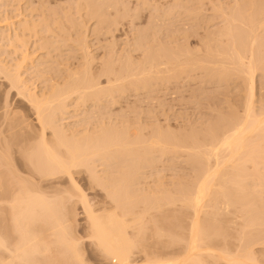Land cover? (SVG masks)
I'll list each match as a JSON object with an SVG mask.
<instances>
[{
    "label": "bare ground",
    "instance_id": "1",
    "mask_svg": "<svg viewBox=\"0 0 264 264\" xmlns=\"http://www.w3.org/2000/svg\"><path fill=\"white\" fill-rule=\"evenodd\" d=\"M88 1H90V0H88ZM105 1H107V0H105ZM92 2L97 3L98 1L92 0ZM179 2H181V1H179ZM262 2H263V0H262ZM262 2L260 1V3H262ZM109 3L112 4L111 1ZM175 3H177V2L175 1ZM91 4L89 5L90 6L89 10L94 3L92 5ZM102 4H104V3L102 2ZM83 5L85 6L86 4H83ZM95 5H93V7L91 8L90 11L94 10ZM233 5L234 4H232V6ZM237 5H239V4H237ZM84 6H82L83 9L84 10H85V8L87 9V7H86L87 5L85 7ZM101 6H103V5L99 4V6L96 7V10L98 7L101 8ZM256 6H257V4H255V7ZM108 7H107V9H109ZM110 7H114V6L111 5ZM183 7H185V5ZM220 7H221V5H220ZM250 7H248V9ZM259 7H260V5H259ZM78 8H79L78 10H80V11L82 10V9H80L81 7H78ZM103 8H104V6H103ZM229 8H231V7H229ZM258 8H256L257 11H261V10H258ZM263 8H264V6H263ZM102 10L103 9H101V11ZM103 11L101 13H99V15L100 14L102 15V17H100V20H102V19L106 20V17H104L105 19L103 18V16H104ZM228 11H229V9H228ZM231 11H233V10H231ZM104 12H106V11H104ZM199 12H201V11H199ZM89 13L93 14V15L94 14L97 15V12L92 13V12L88 11L87 14H89ZM191 13H193V12H191ZM238 13H240L239 10H238ZM164 14L166 16V13H164ZM221 14L223 15V13H221ZM96 15H94L95 17L94 16H92V17L97 18ZM224 15H225V13H224ZM241 15H240V17H241ZM246 15H247V13H246ZM85 16H86V14H85ZM256 16H257V14H256ZM262 16H260V17H262ZM244 17H246V16H244ZM255 17L253 16V18H255ZM226 18H227V16L225 17V20H226ZM243 18H241L242 20H240V18H239L240 22L243 21ZM117 19H118V17H117ZM151 19H153V18L151 17ZM232 19H233V17H232ZM232 19H229V21ZM256 19H258V18H256ZM97 20L99 21V19H97ZM234 20L238 21V19L236 20V18ZM244 20H245V18H244ZM251 20H252V17H251ZM40 21L42 22L43 20H40ZM114 21L116 22V19ZM152 21H154V20H152ZM245 21H247V20H245ZM43 22H46V24H47L46 19ZM74 22H75V20H74ZM103 22L104 21H102V23ZM248 22H249V20H248ZM258 22L259 21H257V23ZM261 22H259V23H261ZM24 23H25V25L21 26V28H20L21 30H19V31H21L20 33H23V32L26 33L29 31L31 32V30L32 31L35 30L33 28H35L38 24L40 26L44 25V24L42 25V23L40 24L38 22H37L38 24L35 22V25H34V22H33V23H31L32 24V28H31V26L28 25L29 24L28 20H26V22H24ZM83 23L84 22H82V24L80 23V24H75V25H77V27H79L80 25L83 26L85 24V23L84 24ZM99 23H101V21ZM111 23H113V22H111ZM259 23L256 24V26L260 25V27H261L262 23L261 24H259ZM48 24H49V21H48ZM113 24L115 25V23H113ZM230 24H233V23H230ZM236 24H237V22H236ZM33 25H34V27H33ZM50 25L52 26L53 24L50 23ZM3 26L4 25H1V27H3ZM40 26H37L36 34H38V32H37L38 27H40ZM46 26H48V25H46ZM51 26H50V28H52ZM98 26H101V25L98 24ZM234 26L235 25L233 24V27ZM256 26H254V25L251 26V28L252 27H254V28H252V31L249 30L250 33L248 36H245V37L251 39V41H250L251 43L249 42L250 43L249 48L246 47V46H248V44H246V39H245V43H244L243 42L244 38L240 37L241 38V39L239 38L240 41L244 43V44L241 43L242 44L241 47L244 48V49L241 48L242 49L241 51H243V52L239 51L240 48L238 49V51H237V49L235 50L232 48V52L237 51L236 52L237 54L235 53L236 54L235 55L231 52V50H229L232 53V55L235 56L234 59L237 58L235 67L237 66V71H241L238 73L243 74L241 76L246 77V80L245 79L244 80L247 83V85L246 84L245 85L247 86L246 88H248V92H247V97H246L247 99H245V103L243 106V111L241 110L242 112H240L239 108H238V114H234L232 117L230 116L229 118L222 116V118L220 120H218V122L214 123L210 127H207L205 125L207 128H205L202 131L191 132V133L185 132V134L186 133H189V134L182 135V136L178 135V137L174 136V135L173 136L168 135V134H170L169 132L172 133L173 130L167 131L168 134L165 132L166 134L163 133V135L158 132L156 135H153V133H152V136L149 137L148 139H146L144 136H142L143 133L141 132V130H138L139 132L136 131V133L131 132L130 129L132 130L133 127L131 128L130 127L131 125L130 126L128 125L130 127L129 128L126 125V123H125V125L127 126V128L124 125L123 126L124 128L121 127L123 129L118 128V126L116 128L115 125H117V124H115L113 126L114 123L111 125L113 127H110V126L106 125L105 123H104L105 124L104 125L102 123L103 124V125L101 124L102 129L100 127L99 131L95 130V131L87 132V130H84L85 129L84 127H83L84 129L81 127L84 130V133H82V132H79L80 130L77 131V128H74V130H73V128H71L70 126H69V128L71 130H67V129L65 130V126L63 127V124H62L63 120L60 122V119H62L60 117L63 115L66 116L70 112L71 107H73L74 103H76L75 105H77V107H78V105L80 106L81 103L86 104L87 101H91V100L92 101L94 100L93 102L99 101L102 97H104L103 96L104 93L110 94L112 92H114V93L117 92V94H118L120 92V95L122 93L125 94L126 89L124 90V88H126L127 86L131 87L133 89L141 86V87H143V89L146 90V87H148L151 84V81H154L155 77H156L155 78L156 81L159 79L157 76L160 75V69H159L160 66H158V65H160L159 61L160 62L162 61V60L158 59V58H160L159 53H158V56L156 53H153L151 58H149L150 56L149 57L147 56L146 59L151 60V62L148 61V63L151 64L150 68L147 66L148 64H146V66L149 68V72L147 71L146 68H144V67H146V66H143L144 62L142 64L143 67L142 66L138 67L139 65H137V67L139 69L141 68L142 70L138 69L139 72H136L138 70L135 69L136 64L133 63L134 61L132 63L130 61V64L126 63L127 65H125V63L123 65L121 64L122 67L125 65L124 68L122 69V67H121V70H120V68L118 70H116L117 67H116V69H114V66L110 61H109V64L111 63L112 65L110 64V66H109L108 62L106 61L107 59H106L105 60L106 62L104 61L106 63V64L104 63L106 66L105 68L108 69V67H110L107 71H105L108 74L107 73H106L107 75L103 74L106 76L109 75L108 79H107L106 87L103 85V83H101L102 84L101 85L98 81V79H100L101 76L98 75L99 76V78H98L94 74H93L94 75L93 77H91L90 74H86L87 71L88 72L91 71L90 67L87 68V66H89L88 65L89 62H87L88 63L87 65H86V63H84V64L86 65V68L90 69V70H87L86 68H84L83 71L78 70V71H75V73H74V71L72 73V70H70L71 71L70 74H68V72H66L68 74L67 76H69V77L67 79H65L66 81L64 80L65 83L63 82L64 83V84L62 83L63 85H61V86L59 84H57V86L53 85L52 87H49L50 88L49 90L43 89V90H41L42 92L40 91V93H38L39 91L36 92L35 88H30L31 83H30V86L28 85L29 82L26 81L25 77L23 76L24 74H21V73H23V72H21L23 70L22 68H25L28 65V68L30 70L31 68L29 67V65L32 66L33 67L32 69H34V72L35 71L39 72V73H37L38 76H37V74H35L36 77H39L40 73L42 72L41 73V76H42L41 79H42L44 76L43 72L46 71V74H47V71L50 70L49 69L50 66H48V68H46L48 70H44V68H45L44 66L46 65L45 63L47 62V64H48L49 61H46L47 59H42L43 57L41 56V58L38 57V59L34 60V62H30L31 54H29L28 50L26 49V47L28 46L27 45L28 43L26 44V42H27L26 38H25V40L23 39V41H22L21 40L22 35L16 33L15 35H17V38H16V36L15 37L13 36L14 38L12 37L13 39L11 38L12 39L11 40L10 36H9V38H7L8 36L6 37V34L5 33L3 34V32H2V34H0L1 40L2 39L6 40V38H7V39H9L8 41H10V42L12 41L11 44L14 41L16 44L21 42L20 43L21 48L18 47L20 49H18L17 45L15 43H13L14 48H17L18 51L19 50L21 51V55H20V58L13 59V61H14L13 65L15 67H13V65H12V66H10V68L12 67L14 69V71H11V72L7 71L6 68L9 66H7V64L6 65L3 64V66H2L1 65L2 63L0 62V66H1L0 67V74L2 72L4 73V71L7 72V75L4 73V77L6 76L8 78V81H10L9 82V83H11L10 87L16 88V90H18L17 93L20 96L25 97V99L28 100V102H30L33 110H35V114H37V119L41 125L42 134H41V136H39L40 137L39 140L37 142H35V145H34L35 140H33L31 144H29L27 146L25 145L26 147H23V146L20 147V145H22V143L18 142L19 137H20L21 133L23 132L22 129H25V127L23 128V126H28V124L26 122H23V125H22V122H20L21 124H18L19 120L18 121L16 120L17 122H15V120H14V122L16 124L15 123H13V125L11 124V126H10L12 129L11 133L7 130V135H9V136L11 135V137L8 139L7 136H5V138H3L1 136L2 142H0V264H55V263H53L54 261L52 262V259L57 257V256L52 257V253L55 250H56L57 254H59L63 258V259L61 258V260L66 261L63 263H62V261H57L58 262L57 264H59V262H61L62 264H65V263L66 264H86V260H85L86 257L84 259L85 255L82 254V250H81L82 249L81 241L79 238H77L78 236H77V233L75 230V229H77L76 228V226H77L76 222L77 221H76V217L74 214L76 211L74 210L75 208H73L74 212H73L72 208H70L73 206L72 204H70V206H69V201H72V198H71V200L69 198V201L67 204L65 203L66 201L62 202L63 200H67L68 197H70L72 195H70L66 198L65 197L66 195L64 196V194H66V193L61 192L64 194L60 198L59 196H57V194H55L56 196L53 195L54 197L57 198V201H55L56 198L53 197L54 199H49V198H52V196L47 197V194H44V192H42V190H40L38 188L39 184L41 183V181H43V179L52 178V180H53L57 176H63V177H65V179L67 178V180L71 183V185H73L72 187H74V189H76V192L78 194H80V198L78 200L79 201L81 200L83 203V204L82 203L81 204L83 205L84 213L86 215V220H87V223H86L87 227L86 228H87V233H88V235H87L88 239L90 240L91 247L93 246L94 250L97 252V254H99L100 257H102V259L103 258L105 259L106 264H264V255L261 254L263 257L259 256L258 254H260V252L258 251L259 253H257L255 251V249H257V247L255 248V246H264V199H262V195H263L264 191L262 192L260 189L261 187H264V173L262 172V171H264V104H262V103H264V101H262V103L260 101V103L262 105L259 103L260 108L257 109V107L255 106L256 103L254 100L256 98L255 97V94H256V92H255V81H256L255 80V73H256V70L258 69V68H256V66H258L257 62L260 63L262 57H261V59L254 60V58H255L254 45L259 43V41H258V37L253 35V33L254 32L257 33L256 29L260 30V27L255 28ZM40 28H39V30H44V31L46 29V28L45 29H43V28L40 29ZM74 28H76V26ZM159 28H161V27H159ZM247 28L249 29V27H247ZM247 28H246V30H247ZM49 29L47 27V32ZM63 29H64V27H63ZM222 29L224 30V28H221V31H223ZM226 29H228V30H226ZM226 29H225L226 31H224V32L226 33L228 31L229 32L228 34L230 35V33H232V29H231V31H229V28H227V27H226ZM233 29L235 30V28H233ZM50 30H51L50 32H52L53 28ZM175 30H177V29H175ZM175 30H174V32H175ZM241 30L245 31L243 29H241ZM64 31H65V29H64ZM30 32L28 34H30ZM33 32H31V33H33ZM166 32H164V33L166 34ZM225 33L222 32V34H225ZM237 33H238V31H237ZM26 34H23L22 37L26 36ZM141 34H140V36H141ZM222 34H221V36H222ZM233 34L235 35V33H233ZM242 34L243 33L240 32L239 35L242 36ZM245 34H247V33H244V35ZM82 35L83 34H81V36ZM216 35H217V33H216ZM232 35H230V36H232ZM78 36H79V34H78ZM173 36H174V34H173ZM218 36H219V34H218ZM238 36H234V39L237 38ZM208 37L209 36H207V38ZM79 38H81V37L79 36ZM142 38H144V37H141V39ZM155 38H156V36H155ZM169 38H170V36H169ZM226 38L228 39V37H226ZM16 40L18 42H16ZM83 40H84V42L85 41L87 42L86 38H84V37H83ZM262 40H264V39L262 38ZM144 41L145 40H143V42ZM158 41H156V42H158ZM231 41H232L231 42L232 44L235 43V42L233 43L234 40H231ZM84 42H81L82 45L84 44ZM86 42L83 45L85 50H84V48H82V50H84V51H86V48L89 46V44H87ZM145 42H147V41H145ZM156 42L153 45H155V46H156V44L158 45V43H156ZM160 42H162L161 39H160ZM236 42H238V44H239V40L238 41L236 40ZM138 43H139V41H138ZM225 43H227V42H225ZM231 43H229V44L227 43V44L230 45ZM8 44H10V43L8 42ZM145 44L146 43H144V45ZM227 44H226V46H227ZM259 44H261V43H259ZM259 44L257 45L258 47H259ZM85 45L86 46L88 45V46L85 47ZM110 45H111L110 48L114 47V46H112V44H110ZM164 45H166V44H164ZM220 45H222V44H220ZM234 45L230 46V49ZM237 45H235V48L237 47ZM239 45H238V47H240ZM80 46H81V44H80ZM90 46H91V43H90ZM150 46H152V45H150ZM160 46H162V45H160ZM204 46H205V44H204ZM134 47L137 48L136 46H133V48ZM163 47L164 46H162V48H160V47L159 48L163 49ZM166 47H164V48H166ZM184 47H186V46H184ZM206 47L207 46H205L204 48H206ZM78 48H80V47H78ZM89 48L87 49L88 51H90ZM138 48H140V47H138ZM210 48L211 47H208V49H210ZM259 48L261 49V47H259ZM154 49L151 48L150 50H154ZM189 49H191V48H189ZM221 49H222V47H221ZM227 49H229V48L227 47L226 50ZM14 50H16V49H14ZM82 50H81V52H82ZM114 50L115 49H113V51ZM168 50H171V49H168ZM183 50L182 51L178 50V52L184 53ZM193 50H195V49H193ZM262 50H263V48H262ZM55 51H57V50H55ZM145 51L147 52V50H145ZM15 52L17 53V50ZM215 52H216V49H215ZM227 52L224 51V53H226V54H227ZM247 52H249L248 55L249 54L251 55V56H249L250 60H247V57H246ZM87 53L84 52V56H85V54L87 55V56H85V59L89 57V53L88 54ZM188 53H187V55H188ZM205 53H206V51H205ZM210 53H212V52H210ZM220 53H223V52H220ZM224 53H223V55H226ZM154 54H155V56H154ZM219 54H218V56H219ZM253 54H254V56H253ZM90 55H92V54H90ZM124 55H125V53H124ZM166 55L169 56L170 53H168ZM171 55H172V52H171ZM257 55H259V54H257ZM131 56H132V54H131ZM144 56L142 57V59L145 58ZM195 56H191V58L194 57L196 59ZM211 56H212V54H211ZM90 57L93 58V55ZM119 57H118V59H119ZM171 57L172 58L169 59L170 62L168 61L164 65H166V64L168 65V63H170L173 66L170 65V67H169V65H168L167 66L168 69H167V67H163V68L167 69L166 72L168 73V75L169 74L170 75H177L181 71L183 73L188 67L193 69V67L197 66V65L194 66V64H191V63H190L191 65L187 64L184 66L183 64H181L182 66L181 65L179 66V61L177 59L179 56H177V54H175L174 51H173V55ZM180 57H179V60H180ZM219 57L222 58V56H219ZM92 58L91 59L88 58V59H90V60L95 59V58H93V59ZM185 58H187V57H185ZM223 58L225 59L226 56ZM228 58L229 57H227V59ZM125 59H126V56L123 60L124 62H125ZM167 59H166V61H167ZM224 59L223 60L220 59V60H222L224 62ZM234 59L232 58L233 61H234ZM43 60H45L44 61L45 63L43 62ZM108 60H111V57ZM113 60H114V58H113ZM129 60H131V59H129ZM139 60H141V59H139ZM157 60H158V64H157V66H155ZM172 60H174V61H172ZM191 60H193V59H191ZM198 60H197V63H200V62H198ZM206 60H207V58H206ZM211 60H213V59L211 58ZM245 60L247 62H245ZM177 61H178V63H177ZM222 61H219V62L221 63ZM230 61L231 60H229V62L227 61V63L231 64ZM42 62L45 65L43 64L41 66ZM63 62H64V60H63ZM193 62H195V61H193ZM91 63H92V61H91ZM113 63H115V62H113ZM182 63H183V59H182ZM61 64H65V63H61ZM66 64H68V63H66ZM107 64H108V66H107ZM203 64H204V62H203ZM212 64H214V63H212ZM217 64L215 63L214 65H217ZM152 65L154 66L153 68H152ZM223 66H227V64L223 65ZM229 66H231V68L233 67L232 65H229ZM46 67H47V65H46ZM61 67H60V69H61ZM156 67H158L159 70ZM171 67H173V68H171ZM208 67L210 68V66H208ZM217 67H219V66H216V68ZM239 67L241 68L240 70H238ZM10 68H8V69L11 70L12 68L11 69ZM42 68H43V70H42ZM65 68H67V67H64V69ZM195 68H197V67H195ZM203 68H204V66H203ZM52 69L54 70V67ZM111 69L114 70V72L112 71L113 74L114 73L117 74L119 72H122V73L119 75L118 74L113 75V74H111ZM25 70H27V69H25ZM104 70H106V69H104V66H103V70H102L103 73H104ZM153 70H155V71L153 72ZM162 70H164V69H162ZM218 71H221V70H218ZM222 71H225V68ZM231 71L234 72L235 70L234 71L231 70ZM27 72H28V70H27ZM78 72H80V73H78ZM133 72H136V74ZM166 72L162 73V74H167ZM226 72L227 71H225L224 74L228 75ZM202 74H203V72H202ZM204 74H206V73H204ZM211 74H212V72H211ZM224 74H223V72H221L218 75L217 74L216 75L219 77H222V76H224ZM232 75H234V74H232ZM236 75H238V74H236ZM262 75L263 74H261V76ZM30 76H31V74H30ZM47 76H49V75H47ZM58 76H60V75H58ZM61 76H62V74H61ZM110 76H111V78H112V76H115V78L113 77L114 80L111 79L112 81H110V83L113 82L112 85L108 84V82H109L108 80H110ZM211 76L213 77L214 73ZM66 77H64V78H66ZM208 77H210V71H209ZM212 77H210V78H212ZM45 78L46 77L44 76V79ZM51 78L53 79L52 76H51ZM51 78H50V81H51ZM162 78H164V77H162ZM178 79H179V77H178ZM214 79L215 78L213 77L212 80H214ZM226 81H228V80H226ZM114 82H116V83H114ZM212 82H214V81H212ZM50 83L52 84V82H50ZM236 83H237V81H236ZM205 84H207V83H205ZM107 85H108V87H107ZM48 86H50V85H48ZM102 86H104V87H102ZM149 88L151 89V87H149ZM153 88H154V86H153ZM219 89H220V87H219ZM219 89H217V90H219ZM135 90H137V89H135ZM244 90H246V89H244ZM123 91H125V92H123ZM138 91H139V88H138ZM101 95H102V97H101ZM243 95H245V94H243ZM106 96H108V95H106ZM117 96H119V95H117ZM263 96H264V92H263ZM113 97H114V94L112 96V99H113ZM113 100L115 101V99H113ZM241 100H243V99H241ZM96 104H98V103H96ZM230 104H231V102H230ZM105 106L107 107V105H105ZM229 109H231V108H229ZM235 113H237V112H235ZM86 114H88V113H86ZM231 115H232V113H231ZM217 116H218V114H217ZM69 117H70V115H69ZM6 118H7V116H6ZM66 119H68V118H66ZM111 119H112V117H111ZM124 119H126V118H124ZM12 120H10V121H12ZM10 121L8 122L9 125H10ZM23 121H24V119H23ZM134 121H133V123H134ZM109 122L107 124H109ZM130 122H131V120H130ZM130 122H128V123H130ZM119 123H121V121ZM122 123L124 124L123 121H122ZM150 125H152V124H150ZM200 125H202V124H200ZM1 126H2V124H1ZM1 126H0V135H1L3 130L10 128L7 126H6L7 128H3L4 126L3 127H1ZM96 126H94V127H96ZM155 126H156V124H155ZM28 127H27V129H28ZM86 127L88 128V126H86ZM134 127H136V125ZM141 127H142V125H141ZM145 127H146V125H145ZM147 127H148V125H147ZM2 128H3V130H2ZM18 128L21 129V131L19 130L20 132L17 130ZM66 128H68V126ZM27 129H25V131ZM93 129H95V128H93ZM141 129H143V128H141ZM153 129H152V132H154ZM46 130L51 131L50 134L52 135V137H50V139L47 138L48 136L46 135ZM156 131H158V129ZM5 132L6 131H4L2 134H4ZM68 132H70V134ZM139 133L140 134L142 133V134L139 135ZM26 137H27V135H26ZM26 137H25V139H26ZM29 137H30V135L28 136V138ZM31 137H33V136H31ZM16 141L18 144L16 143ZM22 141H23V139H22ZM28 141H30V140H28ZM14 144H16L15 146L19 145L20 149L24 148L27 150V151L22 150V152H24V155L20 152L23 155L22 156L23 157V160H22L23 164L21 163L22 164L21 167L24 168L23 169L24 171L21 170L22 168L21 169L19 168V166L17 165V163L19 164V161L17 162V160H16L17 158L15 159V157L13 156L15 153V152L13 153ZM25 144H27V143H25ZM179 151H181V153H183V154H186V156L189 159L188 164L190 163L192 166V168L190 167L192 169V174L189 176L190 180H185L187 178L186 177L185 179H180L179 181H176V182H178V184L174 189L169 188V187L167 188V187H165V185H164V187H165L164 188L163 185L161 184V187H158L156 190L151 189L150 192H147L146 189H141L140 188L141 186L140 187L138 186V185H140V183H141L140 181L143 178L142 175L144 173L143 170H145L144 168H146V167L148 168V166L150 164L155 163L154 162L155 156L157 154H158V157L163 156L162 158H164V156L167 154L172 155L171 153H174V152L176 153ZM24 159H25V163H24ZM156 159H158V158H156ZM186 161H187V159H186ZM152 165H150V166H152ZM169 165H171V164H169ZM99 166H102L104 168L105 167L111 168V169L108 168L109 170H107L106 168L105 169L103 168V170H102L103 175L100 172V175H102V177L104 176L103 178L98 177L99 175L97 174V172L99 173V171H98L99 169H97V168ZM150 166H149V168H150ZM96 169H97V171H96ZM20 170L23 173H21ZM110 170L113 171V173L110 172ZM150 170H151V168H150ZM76 171H86L88 174V178L92 179L95 184L101 185L99 187H103L102 189L105 188L106 190L105 189L104 190L106 192L108 189L109 195H108V193H107V195H108V199L110 197L109 203H111V200H112V204H111L112 206L111 205L109 206V204L105 203L108 207H106V205H105L106 208L103 207V209H96L90 204L91 201H89L90 203L87 202L88 199L87 200L85 199L84 194L81 195V193H83V191L82 190H81L82 192L80 191V187L79 186L77 187L78 184H76V181L74 179V174L76 173ZM115 173L118 174L117 177H114L112 175ZM116 174H115V176H116ZM161 175H162V173H161ZM153 177H155V176H153ZM58 178H60V177H58ZM181 178H182V176H181ZM173 179H175V178H173ZM164 181L165 180H163V182ZM63 182H59V183L61 184ZM70 183H69V186H70ZM74 196H76V195H74ZM58 198H60V199L58 200ZM73 199H75V198H73ZM50 200H52V202ZM73 204L75 205V203H73ZM74 233H75V235H74ZM48 239H50V240H48ZM167 250H169V251H167ZM96 252L94 254H96ZM53 255H55V254H53ZM96 258L99 259V257H96ZM55 259H58V258H55ZM104 259H103V261H104ZM87 260H89V259H87Z\"/></svg>",
    "mask_w": 264,
    "mask_h": 264
},
{
    "label": "rangeland",
    "instance_id": "2",
    "mask_svg": "<svg viewBox=\"0 0 264 264\" xmlns=\"http://www.w3.org/2000/svg\"><path fill=\"white\" fill-rule=\"evenodd\" d=\"M97 1L98 2L95 3V2H92V0H90V1H88V0H0V34H2V32H3V34L4 33L6 34V37L8 36L7 38H9V36H10V39H11L13 36L14 37L16 36V38H17V35H15L16 33H18L22 36H23V34L27 33L26 36H24V37L21 36L22 39L21 38L20 39L23 41V39L25 40V38H26V40H27L26 44L28 43L27 44L28 48L26 47V49L28 50V53L31 54L30 62H34V60H37L38 57L41 58V56H42L43 57L42 59H47L46 61H49L47 64V62L45 63L44 62L45 60H43V62L47 65V67H46V65L42 62L41 66L43 64L45 65L44 66L45 68L43 67L44 70H48L46 68H48V66H50V67L52 66L51 68L49 67L50 70L47 71V74H46V71L43 72L44 76L46 77L45 79H44V76L41 79V77H42L41 73L42 72L40 73L39 77H36L35 74H37L39 72L35 71L36 72L35 73L34 69H32L33 67L30 65H29V67L31 68L30 70L28 68V65H27V67L22 68L23 70L21 72H23V73H21V74H24L23 76L25 77L26 81L29 82L28 85L30 86V83H31L30 88H35L36 92L39 91L38 93H40V91L43 89L49 90L50 89L49 87H52L53 85H55V86H57V84H59L60 86L63 85L65 83L64 80L69 77L67 75L71 73L70 70H72V73H73V71L75 73V71H78V70L83 71L84 68H86V65L88 64L87 62H89V64H88L89 66H87V68L90 67L91 71L90 72L87 71V73L86 72L85 73L90 74L91 77H93L95 75L96 77L99 78V76H101L100 79H98V81L100 84L103 83V85L106 87V83H107V79H108L109 75L106 76L108 73L105 71H107L110 68V67H108V69L105 68L106 67L105 66L106 61L108 62V64L110 61L113 64L114 69H116V67H117L116 70H118L119 68L121 70V67H122L121 64L123 65L125 63V65H127V64H130V61H131V63L134 61L133 63L136 64L135 69L138 70L139 69L138 67H141L143 62H144L143 66H146V64H148L147 66L150 68L151 64L148 63V61L151 62V60L150 59L147 60L146 59L147 56L148 57L150 56L149 58H151L153 53H156L157 56L159 53L160 58H158V59H160L162 61L161 62L159 61L160 65H158V66H160V68H159L160 69V75L157 76L159 78V79L157 78L158 79L157 81H156V79H155L156 77H155L154 81H151V84L148 87H146V90L140 86V87H138L139 91H138L137 87L133 89V88L128 87L126 85L127 87L124 88V90L126 89L125 90L126 92L123 91V92H125L126 95L124 93H122L123 95L122 94L120 95V92L118 94H117V92L116 93L112 92L110 94L104 93L103 94L104 97H102V95H101L102 98L100 97L101 99L99 98L100 99L99 101H95L98 104L93 102L94 100L93 101L91 100L92 102L87 101L88 103L87 102H86V104L81 103V105L80 106L78 105V107H77V105H75L76 103H74L73 107H71L70 112L66 116H64V115L61 116L60 118H62V119L59 118L60 122L63 120L62 124H63V127L65 126V130L66 129L71 130L69 128V126H70L71 128H73V130H74V128H77V131L80 130L79 132L84 133V130H87V132L95 131V130L99 131L100 127L102 129V125L104 123L110 127H113L115 124H117V125H115L116 128H117V126H118V128H121L126 123L127 126L131 125L130 127L131 128L133 127L132 130L130 129L131 132L136 133V131L139 132L138 130H141V132L143 133V134L141 133L142 136H144L146 139L151 137L152 133H153V135H156L159 132L163 135V133L166 134L167 131H172V130L174 132L172 131V133L169 132L170 134H168V133L167 134L171 135V136L174 135V136L178 137V135L182 136V135L189 134V133L185 134V132L191 133V132L202 131L205 128L210 127L214 123L218 122V120H220L222 118V116L228 117V118L230 116L232 117L234 114H238V108H239V111L242 112L243 106L245 103V99H247L246 97H247L248 88H246L247 87L246 86L247 83L245 81L246 77L241 76L243 74L238 73L241 71H237V66L235 67L237 58L234 59L235 56H233L232 53L235 54L239 48H240L239 51L243 52L241 50L244 48L241 47L242 46L241 43H243V42L245 43V39H246V44H248V46H246V47L249 48V44L251 43L250 42L251 39H249L245 36H248L250 31H252V28H254V27L251 28V26H253V25L256 26V24H258L259 22L262 21L261 22L262 24L259 23V24H261V27H260V25L259 26L257 25L255 27V28L260 27V30L256 29L257 33L256 32H254L255 34L253 33V35L258 37L259 43H261V44L257 43L256 45H254V48H255V50L253 49L254 54H255L254 60L261 59V57L263 59V60L261 59L260 63L257 62L258 66H256V68H258V69L256 70V73H255V80H256L255 81V92H256L255 97L256 98L254 100H255V103H256L255 106L257 107V109L260 108V104L262 103V101H264V96H263V92H264V76H263L264 75V71H263L264 70V45H263L264 40H262V38L264 39V36H263L264 35V30H263L264 29V27H263L264 26V22H263L264 21L263 20L264 19V17H263L264 16L263 15L264 14V11H263L264 10V8H263L264 0H263V2H262V0H257V1L256 0L255 1L254 0H241V1L240 0H196V1L195 0H110L112 4L109 3L110 2L109 0H107V1L97 0ZM175 1L178 4L175 3ZM179 1H181V2H179ZM260 1L262 3H260ZM102 2L104 4H102ZM89 3L90 4L94 3L93 5L96 4L94 10L90 11L91 8L93 7L92 4H91L92 7L89 10V7H90ZM98 3L100 5H103L106 10L103 8V6H101V8H99V7L97 8V10H98L97 11L96 7L99 6ZM83 4L87 5V6L85 5L87 7V9L86 8H85V10L83 9V7H82V6H84ZM232 4H234V5L232 6ZM237 4H239V5H237ZM255 4H257L256 7H255ZM111 5L114 7H110ZM184 5H185V7H183ZM220 5H221V7H220ZM259 5H260V7H259ZM78 7H81L80 9H82V10L81 11L78 10L79 9ZM107 7L109 9H107ZM229 7H231V8H229ZM248 7H250L251 9L250 8L248 9ZM256 8H258V10H261V11H257ZM101 9L106 11V12H104L102 10L103 14H104L103 18L106 17V20H103V19L100 20V17H102L101 14L99 15V13L102 12ZM228 9H229V11H228ZM87 10L89 12H92V13L97 12V15L94 14V15H96L97 18H93L92 17V16H94L93 14H90V13L87 14V12H88ZM231 10H233V11H231ZM238 10L240 13H238ZM199 11H201V12H199ZM191 12H193V13H191ZM164 13H166V16ZM221 13H223V15ZM224 13H225V15H224ZM246 13H247V15H246ZM85 14H86V16H85ZM256 14H257V16H256ZM240 15H241V17H240ZM226 16H227V18L225 20ZM244 16H246V17H244ZM253 16L254 17L256 16V17L253 18ZM258 16L259 17L262 16V17L259 18ZM117 17H118V19H117ZM151 17L153 19H151ZM232 17H233V19H232ZM243 17L247 21H245ZM251 17H252V20H251ZM235 18H236V20L238 19V21H235L234 20ZM239 18H240V20H242L241 18H243V21L240 22ZM256 18H258V19H256ZM45 19L47 21V24H46V22H43V21H45ZM97 19H99V21ZM115 19H116V22L114 21ZM229 19H232V20H230L231 22L229 21ZM26 20H28L29 24L28 23L27 24L30 25L31 28H32L31 23L34 22V25H35V22L40 23L41 22L40 20H43L41 23H42V25L43 24L44 25L40 26L38 23H37L38 25L36 24L37 26L41 27V28L38 27V31H37L38 34H36L37 26L35 28H33V29H35V30H33L34 32L31 30V32H33V33H31L30 31H29L30 34H28L29 32L24 33L23 31H22L23 33H20L21 31H19V30H21L20 29L21 26L25 25L24 22H26ZM74 20H75V22H74ZM152 20H154L155 22ZM248 20H249V22H248ZM256 20L259 22L257 23ZM48 21H49V24H48ZM100 21H101V23H99ZM102 21H104V22L102 23ZM82 22H84L85 24L83 23L84 24L83 26L80 25L81 27L80 26L77 27V25H75V24H80V23L82 24ZM111 22L115 23V25ZM236 22H237V24H236ZM50 23L53 25L51 26ZM230 23H233L235 26L233 27V24H230ZM98 24H100L101 26H98ZM1 25H4V26L1 27ZM34 25H33V27H34ZM46 25H48V26H46ZM50 26L53 28L52 32H50L51 31L50 29H52V28H50ZM75 26H76V28H74ZM47 27H48V29L50 28L48 30V32H47ZM63 27H64L65 31H64ZM159 27H161V28L163 27V28L161 29ZM226 27L229 28V31H231V29H232V33H230V35L235 33V35L234 34L232 35L233 37L228 34L229 33L228 31L226 32L227 34L224 32V31L228 30V29H226ZM247 27H249V29ZM39 28L40 29L46 28L45 29L46 32L44 30H39ZM221 28H224V30L222 29L223 31H221ZM233 28H235V30ZM246 28H247V30H246ZM175 29H177V30H175ZM241 29H243L245 31H242ZM174 30H175V32H174ZM237 31H238V33H237ZM164 32H166V34ZM222 32L225 33L226 35L222 34ZM240 32L243 33L242 36L239 35ZM216 33H217V35H216ZM244 33H247V34L244 35ZM78 34L81 38H79ZM81 34H83L84 36L83 35L82 36L84 38H86L87 42L86 41L85 42L87 44H89V46L87 45L88 47L85 45V47H87L86 51H84L85 48L83 45L85 44V42H84ZM140 34H141V36H140ZM173 34H174V36H173ZM218 34H219V36H218ZM221 34L223 37L221 36ZM155 36H156V38H155ZM169 36H170V38H169ZM207 36H209V37L211 36V37L207 38ZM234 36H238V37L234 39ZM141 37H144V38L141 39ZM226 37H228V39ZM240 37L244 38V39L242 38L244 40V41L242 40L243 42L240 41V39H241ZM7 38H6V40H3V39L1 40V38H0V62L2 63L1 64L2 66H3V64L4 65L7 64V66H9V67H7V68L5 67V68L7 71L11 72V71H14V69L12 67L11 68L13 70L10 68V66H12L14 64L13 59L20 58L21 51L20 50L18 51V49L21 48V45H20L21 42L18 43L20 46L18 44H16L15 41L13 42L17 45V48L20 47L17 49V48H14L13 43L11 44L12 41L11 42L8 41L9 39H7ZM160 39L162 42H160ZM143 40H145L147 42H145V41L143 42ZM178 40L179 41L181 40L182 42L181 41L179 42ZM231 40H234L233 43L235 42L234 43L235 45L238 44V42H236V40L237 41L239 40L240 45L239 44L238 45L240 47H238V45H237L238 48L237 47L235 48V45L231 43L232 42ZM138 41H139V43H138ZM156 41H158V42H156ZM8 42L10 44H8ZM16 42H18V41L16 40ZM78 42L81 44V46ZM81 42H84V44L82 45ZM155 42L158 43V45L157 44H156V46L153 45V44H155ZM225 42H227L228 44L229 43H231V44L228 45ZM90 43H91V46H90ZM144 43H146L145 44L146 46L144 45ZM110 44H112V46H114V47L110 48L111 47ZM164 44H166V45H164ZM204 44H205V46H207L206 48H204L205 47ZM220 44H222V45H220ZM226 44H227V46H226ZM258 44H259V47H261V49L257 46ZM150 45H152V46H150ZM160 45H162L164 47H166L167 45L168 46L166 48L163 47V49H160V48H162V46H160ZM232 45H234V46L231 47V49H230V46H232ZM133 46H136L137 48L134 47L135 48L134 49ZM184 46H186V47H184ZM78 47H80V48H78ZM138 47H140L141 49ZM208 47H211L212 49L211 48L208 49ZM221 47H222V49H221ZM227 47L229 49L226 50ZM82 48H84V50H82ZM88 48L90 49V51L87 50ZM151 48L152 49L157 48V49L156 50L155 49L150 50ZM189 48H191V49H189ZM232 48L235 50L237 49V51L232 52ZM262 48H263V50H262ZM14 49L17 50V53L15 52L16 50H14ZM113 49H115L114 50L115 52L113 51ZM166 49L167 50L171 49V50H168L169 51L168 52ZM193 49H195V50H193ZM215 49H216V52H215ZM55 50H57V51H55ZM81 50H82V52H81ZM145 50H147V52ZM178 50L179 51L183 50L186 55L188 52L189 53L186 56L184 53L178 52ZM186 50L187 51L189 50V51L187 52ZM229 50H231L232 53ZM83 51L86 53L87 52L89 53L88 58L91 59L92 57H90V56L93 55V58H95V59L92 58L93 60H90V59L86 58L87 59L86 60L85 56H87V55L85 54V56H84ZM173 51L175 54H177V56H179V57L181 56L180 60H179V57L177 58L179 61V66L181 64H183L184 66L187 64L188 65L194 64V66L197 65V66H195L197 68L193 67V69H194L193 70L192 68L188 67L184 71L185 73L184 72L182 73V71H181L177 75H170V74L168 75V73L166 72V70L168 69L167 66L169 65V67H170L171 64L170 63H168V65L167 64L164 65V64L166 62H168L169 59L172 58L171 56L173 55ZM205 51H206V53H205ZM224 51L225 52L228 51L227 54L224 53ZM171 52H172V55H171ZM210 52H212V53H210ZM220 52H223L226 55H223V53H220ZM124 53H125V55H124ZM168 53H170L169 56L166 55ZM248 53L249 52L246 53V57H247V60H250L249 56H251V55L250 54L248 55ZM90 54H92V55H90ZM131 54H132V56H131ZM211 54L213 57L211 56ZM218 54H219V56H222V58L219 57ZM254 54H253V56H254ZM257 54H259V55H257ZM116 55L120 56V57L118 56L119 59ZM125 56H126V59L124 62L123 60H124ZM143 56L145 58L142 59ZM154 56H155V54H154ZM191 56H195L196 59L194 57L191 58ZM225 56H226V58L224 59L223 57H225ZM110 57H111V60H108ZM185 57H187V58H185ZM227 57H229V58L227 59ZM113 58H114V60H113ZM190 58L193 60H191ZM206 58L208 61L206 60ZM211 58L213 60H211ZM232 58L234 59V61L232 60ZM129 59H131V60H129ZM139 59H141V60H139ZM166 59H167V61H166ZM182 59H183V63H182ZM220 59H222V60L224 59V62ZM63 60H64V62H63ZM197 60L200 63H197ZM229 60H231L230 61L231 64L227 63V61L229 62ZM91 61H92V63H91ZM112 61L115 63H113ZM172 61H174V60H172ZM178 61H177V63H178ZM193 61H195V62H193ZM219 61H222V62L220 63ZM203 62H204V64H203ZM245 62H247V61L245 60ZM61 63H65V64H61ZM66 63H68V64H66ZM84 63H86V65ZM212 63H214V64L218 63V64L214 65ZM108 64H107V66H108ZM110 64H109V66H110ZM157 64H158V60L156 61L155 66H157ZM222 64L223 65L227 64L228 67L223 66ZM228 64L232 65L233 67L231 68V66H229ZM137 65H139V66L137 67ZM207 65L210 66V68ZM103 66H104V69H106V70H104V73L102 71ZM124 66L122 67V69L124 68ZM147 66L144 68H146L147 71L149 72V68ZM171 66H173V65H171ZM203 66H204V68H203ZM216 66H219V67L216 68ZM13 67H15V66L13 65ZM53 67H54V70L52 69ZM60 67H61V69H60ZM64 67H67V68L64 69ZM153 67L154 66L152 65V68ZM163 67H167V69H165ZM8 68H10L11 70H9ZM43 68H42V70H43ZM156 68L158 69V67H156ZM171 68H173V67H171ZM224 68H225V71H227L226 73L228 75L224 74L225 71H222V70H224ZM25 69H27L28 72ZM90 69H87V70H90ZM162 69H164V70H162ZM240 69L241 68L239 67L238 70H240ZM139 70H142V69L140 68ZM139 70L136 72H139ZM218 70H221V71H218ZM231 70H233V71L235 70L237 73L235 71L232 72ZM112 71L114 72V70L111 69V74H113ZM154 71L155 70H153V72ZM164 71L167 74H162V73H165ZM209 71H210V77H212L211 75L214 73V76H213L215 78L214 80H212L213 77L212 78L208 77ZM66 72H68V74ZM136 72H133V73L136 74ZM202 72H203V74L204 73H206V74L203 75ZM211 72H212V74H211ZM218 72L219 73L223 72L224 76H222V75H221L222 77L217 76L219 74ZM4 73L7 75V72L4 71ZM4 73L2 72L0 74V126L2 124L1 127L4 126L3 128H7V127H10L11 124L13 125V123L17 122L18 120H19L18 124H21L20 122H22V125H23V122H26L29 127L23 126V128L25 127V129H27V127H28V129L26 131H25V129H22L23 132L21 133L18 142L22 143V145H20V147L21 146L26 147L27 145L31 144L33 140H35L34 141V145H35V142H37L39 140V138H40L39 136H41V134H42L41 125L38 122L37 114H35V110H33L30 102H28V100H26L25 97L20 96L17 93L18 90H16V88L10 87L11 83H9L10 81H8V78L6 76L5 77L7 79L4 77ZM78 73H80V72H78ZM121 73L122 72H119L117 74L119 75ZM30 74H31V76H30ZM61 74H62V76H61ZM103 74H106V75H103ZM117 74H115V75H117ZM232 74H234L235 76ZM236 74H238V75H236ZM261 74H263V75L261 76ZM47 75H49V76H47ZM58 75H60V76H58ZM37 76H38V74H37ZM51 76L53 77V79L51 78ZM161 76L164 78H162ZM177 76L179 77V79ZM64 77H66V78H64ZM113 77L115 78V76H112V78L110 76V80H108L109 81L108 84L112 85L113 82L110 83V81L114 80ZM50 78H51V81H50ZM226 80H228V81H226ZM212 81H214V82H212ZM236 81H237V83H236ZM50 82H52V84ZM114 83H116V82H114ZM205 83H207V84H205ZM48 85H50V86H48ZM104 86H102V87H104ZM153 86H154V88H153ZM107 87H108V85H107ZM149 87H151V89ZM219 87H220V89H219ZM135 89H137V90H135ZM217 89H219V90H217ZM244 89H246L247 91ZM151 90L152 91L154 90V91L152 92ZM113 94H114L113 99H115V101L112 99ZM243 94H245V95H243ZM106 95H108V96H106ZM117 95H119L120 97ZM241 99H243V100H241ZM260 101H261V103H260ZM230 102H231V104H230ZM104 104L107 105V107ZM262 104H264V103H262ZM229 108H231V109H229ZM235 112H237V113H235ZM86 113H88V114H86ZM231 113H232V115H231ZM217 114H218V116H217ZM69 115H70V117H69ZM6 116L8 119L6 118ZM111 117H112V119H111ZM66 118H68V119H66ZM124 118H126V119H124ZM23 119H24V121H23ZM10 120H12V121H10ZM14 120H15V122H14ZM130 120H131V122H130ZM9 121H10V125L8 124ZM120 121H121V123H119ZM122 121L124 122V124L122 123ZM133 121H134V123H133ZM108 122H109V124H107ZM128 122H130V123H128ZM112 124H113V126H111ZM150 124H152V125H150ZM155 124H156V126H155ZM200 124H202V125H200ZM93 125L94 126L97 125V126L94 127ZM126 125H125V127L127 128ZM135 125H136V127H134ZM141 125H142V127H141ZM145 125H146V127H145ZM147 125H148V127H147ZM67 126L69 129L66 128ZM86 126H88V128ZM81 127L82 128L84 127L85 129L83 128L84 129L83 130ZM140 127L143 129H141ZM3 128H2V130H3ZM93 128H95V129H93ZM123 128H121V129H123ZM152 129L154 130V132H152ZM157 129H158V131H156ZM7 130L11 133L12 129L10 127L8 129H5L2 131V133L4 131H6V132L4 134L1 133V135H0L1 141L0 142H2V139H1L2 137L5 138V136H7L8 139L11 137V135L10 136L7 135ZM17 130L21 131L20 128H18ZM50 133H51V131L46 130V135L48 136L47 137L48 139H50V137H52V135ZM68 133L70 134V132H68ZM141 134L139 133V135H141ZM26 135H27V137H26ZM29 135H30V137L28 138ZM31 136H33V137H31ZM25 137H26V139H25ZM22 139H23V141H22ZM28 140H30V141H28ZM16 143H17V141H16ZM25 143H27V144H25ZM15 145L16 144H14L15 149L13 148V153L15 152L13 156L15 157V159L17 158L16 159L17 162L19 161V164L17 162L16 163L19 166V168L21 169L22 168L21 166L23 164L22 163L23 162L22 156L24 155V152H22V150H24V151H27V150L24 148L20 149L19 145L18 146H15ZM171 154L172 155H170V154L165 155L164 158H162L163 156L158 157V154H157L155 156V161H154L155 163L154 164L152 163L153 165L150 164L152 166L149 165L151 170H150L149 166H148V168L147 167L144 168L145 170H143L144 173L142 175L143 178L140 181L141 182L140 185H138L139 187L141 186L140 187L141 189H146L147 192H150L151 189L156 190L158 187H161V184L163 185V187L165 185V187H167V188L169 187V188L174 189L178 184V182H176V181H179L180 179H185L186 177L187 178L185 180H190L189 176L192 174V169H191L192 166L190 163L188 164L189 159L186 156V154L181 153V151L176 152V153L174 152ZM156 158H158V159H156ZM186 159H187V161H186ZM24 163H25V159H24ZM169 164H171V165H169ZM103 168L104 167H102V166H99L97 168V169H99L98 170L99 173L97 172V174L99 175L98 177H100V178L104 177V176L102 177ZM108 168H110V167H107L106 169L109 170ZM23 169L24 168H22L21 170L24 171ZM97 169H96V171H97ZM21 170H20V172L23 173ZM85 172L86 171H76V173L74 174V179L76 181V184H78L77 187L79 186L80 191L81 190L83 191V193H81V195L84 194L85 199L86 200L88 199L87 202L91 201V203L90 202L89 203L96 209H103V207L104 208L108 207L106 204H109V206H110L112 204V200H111V203H109L110 202L109 201L110 197L108 199L109 190L107 189V192H106L105 188H104L105 189L104 190V189H102L103 187H99L101 185L95 184L92 179L88 178V174H87V172L86 173ZM100 172L102 175H100ZM110 172L113 173V171H111V170H110ZM262 172L264 173V171H262ZM161 173L163 176L161 175ZM115 174H112V175L114 177H117L118 174H116V176H115ZM153 176H155V177H153ZM181 176H182V178H181ZM58 177H60V178H58ZM173 178H175V179H173ZM162 179L165 181L163 182ZM51 180H52V178L43 179V181H41V183L39 184L38 188L40 190H42V192H44V194H47V197L52 196V198H49V199L56 198L53 196L55 194H57V196H59L61 198L62 195L64 194L61 192L66 193V194H64V196L66 195L65 196L66 198L70 195L73 196V197L72 196L68 197L67 200H63L62 202L66 201L65 203L67 204L69 201V198H70V200L72 198V201H69V206H70V204H72L73 206L70 208H72V210H73V208H75L74 210L76 211L74 214H75L76 221H77L76 222V225H77L76 228L77 229H75V230H76V233L78 236L77 238H79L81 241V247H82L81 250H82V254L85 255L84 259L86 257V259H85L86 264H88V263L89 264H106L105 259L103 258L104 259V261H103L102 257H100V255L97 254V252L94 250V247L93 246L91 247L90 240L88 239V236H87L88 233H87V228H86L87 227V225H86L87 220H86V215L84 213V209H83V205H82L83 203L81 200L80 201L78 200L80 198V194H78L76 192V189H74V187H72L73 185H71V183L67 180V178L65 179V177H63V176H57L55 179H53L52 181ZM59 182H63V183L60 184ZM69 183H70V186H69ZM260 189L262 192L264 191V187H261ZM107 193H108V195H107ZM73 194L76 196H74ZM263 196H264V192L262 195V199H264ZM60 198H58V200ZM73 198H75V199H73ZM50 201L52 202V200H50ZM55 201H57V198ZM72 202L75 203V205ZM105 205H106V207H105ZM74 210H73V212H74ZM74 235H75V233H74ZM48 240H50V239H48ZM256 247H257V249H255V251L257 253L260 252V254H258V255L259 256L264 255V253H263L264 252L263 251L264 246H255V248ZM167 251H169V250H167ZM54 252L52 253V257L57 256L55 258H58L59 260L53 258L52 262L54 261L53 263L57 264L58 263L57 261H62L61 260L62 257L59 254H57L56 250ZM95 252H96V254H94ZM53 254H55V255H53ZM94 257L95 258L99 257V259L98 258L95 259ZM87 259H89L90 261ZM63 262H66V261L63 260L62 263ZM60 263L61 262H59V264Z\"/></svg>",
    "mask_w": 264,
    "mask_h": 264
}]
</instances>
